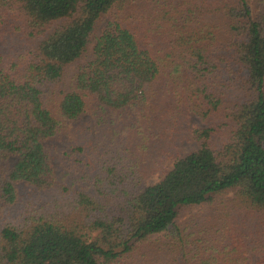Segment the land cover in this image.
<instances>
[{"label": "trees", "instance_id": "16d2710c", "mask_svg": "<svg viewBox=\"0 0 264 264\" xmlns=\"http://www.w3.org/2000/svg\"><path fill=\"white\" fill-rule=\"evenodd\" d=\"M0 226V264H264V0H0Z\"/></svg>", "mask_w": 264, "mask_h": 264}, {"label": "rangeland", "instance_id": "374dc122", "mask_svg": "<svg viewBox=\"0 0 264 264\" xmlns=\"http://www.w3.org/2000/svg\"><path fill=\"white\" fill-rule=\"evenodd\" d=\"M250 1L253 2L254 0H250ZM109 20H110V16L108 15H106L103 18V21L97 33L98 36H100L103 33ZM84 124H87V126H89L92 129L93 131L92 138H94V136L96 135V132H95V126H94V119L90 111H88L87 114L84 116L80 125L83 126ZM196 125L202 126V124L199 122V120L195 116L190 117L188 120L187 133H185V137L180 143V146H181L180 157H184L188 155L189 153L196 151L199 148V144L193 139L192 134H191V130ZM68 129H69L68 126L64 125V128H63L64 133H68ZM65 138H61L56 141H53L49 143L47 146L48 152L52 158L53 167L55 171L57 172V174L63 172L64 170L62 150L64 148L63 146H65L64 143H68L67 141H65ZM76 141L78 142V139H76ZM173 164H174L173 158H169L168 160H166L163 166V170L164 171L171 170L173 168ZM160 177H161V172H156L154 174L149 175L146 178L145 185L148 186V185H153L157 183L160 180ZM199 209L200 207H197L191 210L190 212L189 211L186 212L178 221L186 219L187 217L191 215V213H195Z\"/></svg>", "mask_w": 264, "mask_h": 264}]
</instances>
